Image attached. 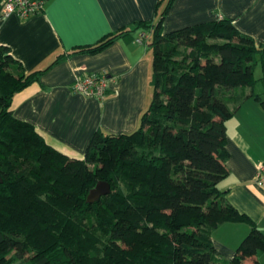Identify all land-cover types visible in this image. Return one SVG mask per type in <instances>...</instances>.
<instances>
[{
    "label": "trees",
    "instance_id": "1",
    "mask_svg": "<svg viewBox=\"0 0 264 264\" xmlns=\"http://www.w3.org/2000/svg\"><path fill=\"white\" fill-rule=\"evenodd\" d=\"M173 2L157 1L155 22L124 26L32 73L0 45V264H259L264 233L219 184L229 174L227 122L244 100L264 106V94H229L256 83L264 88V45L231 19L163 33ZM138 31L148 37L152 61L150 100L134 132L96 131L78 158L14 117L15 95L38 84L51 65L99 54ZM98 182L110 193L86 203ZM226 223L250 228L230 259L211 240Z\"/></svg>",
    "mask_w": 264,
    "mask_h": 264
},
{
    "label": "crops",
    "instance_id": "2",
    "mask_svg": "<svg viewBox=\"0 0 264 264\" xmlns=\"http://www.w3.org/2000/svg\"><path fill=\"white\" fill-rule=\"evenodd\" d=\"M5 0H0V8ZM43 10L25 20L0 14V45L10 50L25 73L42 70L59 54L92 45L105 35L139 21L156 20L158 0H41ZM231 19L236 30L264 45V0H174L163 21V33L199 23ZM128 36L96 55L74 54L51 65L38 84L15 95L16 119L33 125L46 141L71 157H83L96 131L130 134L150 100L152 52ZM104 73L106 98L99 101L72 91L76 78ZM231 91V95L264 94L263 85ZM255 87V86H254ZM264 100V97H262ZM226 167L219 184L227 201L264 233V189L255 182L256 166L264 162V106L248 99L226 124ZM249 226L226 223L212 231L211 240L224 259L233 257ZM255 259L264 264V252ZM248 259L244 264H251Z\"/></svg>",
    "mask_w": 264,
    "mask_h": 264
},
{
    "label": "built area",
    "instance_id": "3",
    "mask_svg": "<svg viewBox=\"0 0 264 264\" xmlns=\"http://www.w3.org/2000/svg\"><path fill=\"white\" fill-rule=\"evenodd\" d=\"M42 10L43 2L41 0H5L1 5L0 14L2 18H7L13 14L25 20L40 13ZM147 38L145 34H141L136 42L141 44ZM108 90L109 79L104 73L76 78L72 86L74 93L99 101H103L106 98ZM255 182L264 189V162L256 166Z\"/></svg>",
    "mask_w": 264,
    "mask_h": 264
},
{
    "label": "water",
    "instance_id": "4",
    "mask_svg": "<svg viewBox=\"0 0 264 264\" xmlns=\"http://www.w3.org/2000/svg\"><path fill=\"white\" fill-rule=\"evenodd\" d=\"M2 182L0 178V183ZM110 193V186L106 182H98L96 186L90 190L87 198L86 203L92 204L98 201L101 197L106 196Z\"/></svg>",
    "mask_w": 264,
    "mask_h": 264
},
{
    "label": "rangeland",
    "instance_id": "5",
    "mask_svg": "<svg viewBox=\"0 0 264 264\" xmlns=\"http://www.w3.org/2000/svg\"><path fill=\"white\" fill-rule=\"evenodd\" d=\"M261 75H262V73H261L260 65H257L255 68V71H254V77L256 80H258L261 78ZM254 86H255L254 89H257V88H260L261 85H260V83H256ZM238 89H243V88H238ZM248 89L249 88H247V90ZM235 90H237V89H235Z\"/></svg>",
    "mask_w": 264,
    "mask_h": 264
}]
</instances>
